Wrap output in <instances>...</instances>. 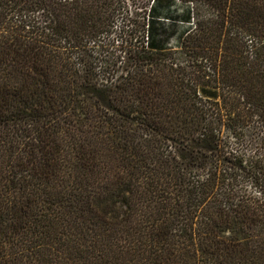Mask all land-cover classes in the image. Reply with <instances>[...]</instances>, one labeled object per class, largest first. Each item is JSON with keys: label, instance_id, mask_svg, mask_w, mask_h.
<instances>
[{"label": "trees", "instance_id": "1", "mask_svg": "<svg viewBox=\"0 0 264 264\" xmlns=\"http://www.w3.org/2000/svg\"><path fill=\"white\" fill-rule=\"evenodd\" d=\"M126 1L0 0V264H264V0Z\"/></svg>", "mask_w": 264, "mask_h": 264}, {"label": "rangeland", "instance_id": "2", "mask_svg": "<svg viewBox=\"0 0 264 264\" xmlns=\"http://www.w3.org/2000/svg\"><path fill=\"white\" fill-rule=\"evenodd\" d=\"M141 2H146L147 0H140ZM126 6L128 8V10L130 12H133L134 11V4H133V0H128L126 1ZM150 4L152 5L153 3L150 2ZM188 7H191L190 4H187L185 6H183L182 4L180 3H176L175 5L173 6H165V7H158V17H160V21L162 22V24H164L165 26L167 27H170V25H172L174 22V19L178 20L177 18H179L180 16L183 15V12L188 8ZM124 15H121L117 22H116V27L117 29H115L116 33H113L111 35V39L112 38H115L117 36H122V38H125L126 35L122 34L121 32H119L118 30L120 28L123 27V24H124V21H125V18H123ZM168 18H171V19H168ZM175 26L177 27L176 28V34H182L183 32H185L188 28L191 27V24H184V23H181L179 21H176L175 23ZM103 52V55H107L108 53H112L111 49L107 46H105L102 50Z\"/></svg>", "mask_w": 264, "mask_h": 264}]
</instances>
